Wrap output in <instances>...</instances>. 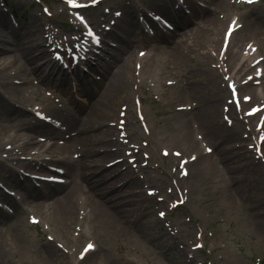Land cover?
<instances>
[{"label": "bare ground", "instance_id": "bare-ground-1", "mask_svg": "<svg viewBox=\"0 0 264 264\" xmlns=\"http://www.w3.org/2000/svg\"><path fill=\"white\" fill-rule=\"evenodd\" d=\"M110 1L100 0L93 4L91 0H76L74 4H68L65 10L67 18L65 29L68 30L65 47L57 45L51 38L52 34L61 35V33L51 25H44L39 28L35 16L24 25V31L22 35L20 34L23 40L24 33H28L30 42L26 44L17 40L11 42L6 36L0 39L2 40L0 42V54H3V56L0 55V88L5 92L12 90L18 95V98L14 97V100L7 101L0 94V134L13 133L12 142L9 143V146L0 143V152L3 151L5 154L0 165L8 173L5 176V178H9L8 182L10 180L15 188L24 191V197L18 202L16 199H10L13 196L7 191L2 193L0 190V198L4 196L2 201L12 206L11 214L15 212L14 216H16V221L10 224L5 232L10 233L16 248L25 250L27 241L16 228L19 223L17 206L25 211L27 210L23 206H30L33 213H43L47 204L50 217L53 219L54 225L58 227V231L62 232V238L68 241L71 238L81 248L80 250L68 248L50 237L49 243L39 251V257L45 264H69L68 257L75 258V264L78 258L80 259L78 264H96L99 260L108 257L104 249L94 248L96 242L90 229L105 228L109 233L120 235L127 230H134V227L141 223L142 219H144L142 222L144 225H140L135 230L153 231L156 225L150 219L146 221L143 214L146 209L143 207L145 201L142 198L141 200H139L140 198L135 199L136 197L129 199L130 196L128 198L124 196L126 193H123V187H128V184L130 187L136 185L137 181L132 179L129 183L117 188L114 180L119 175L114 178L109 175L99 176L101 172L96 171V158L100 155L96 145L108 140V137H104V135L114 134L116 129L124 133L128 132L127 129H129L130 124L125 116L127 112L121 116V111L111 113L98 110L95 105L90 108V119L86 122V126H83L69 123L64 113L55 111L53 115L58 117L64 127L59 130L47 123H41L39 118H25L28 116L27 111L19 107V105L29 101L27 93L29 89L16 87V84L35 87L38 85L37 80L45 84L54 83L60 89L75 90V96L93 72L100 73L102 78L104 77V82L107 80V75L113 71L115 65H118L117 60L110 64L109 61L101 57L83 59L85 57L81 58V52L83 49L86 50L83 46L86 38L82 30L86 26V19L94 13H99L103 18H107L110 13L106 15L104 7L112 3ZM148 1L152 8L150 10L148 8V12L168 18L174 23L173 32L170 36L159 35L150 38L148 41H136L134 43V45L141 44L138 45L141 50H149L148 54L140 57L139 80L134 79V83L137 81L136 85L146 87L155 95H161L159 88H162L166 91V97L169 93L174 96V101L167 100L163 103L165 107H168L164 111L159 110L158 105L154 104L155 101L149 102L153 105L154 111L152 127L161 130L165 139L169 140L171 137L175 138L177 142H189L191 138H194L196 132L202 134L203 129L209 127H220L221 129L223 124L231 127L245 126L246 124L255 126L256 124L264 129V90L256 88L258 86L257 81L264 83V70L262 74L260 70L261 66L264 65L262 64L264 58H262L263 54L261 53L264 50V45H259L260 37L264 36V13L246 10L239 21L236 22L232 19L224 26L219 19L214 17L216 12L225 10L227 5L230 7L252 6L251 8H256L258 5L264 6V0H258L257 3L246 0L243 5H239L237 0H200L199 2L206 1L212 9L210 18L205 20V28L213 35L208 44L200 45V49L195 44L197 38L194 35L195 28L190 27L193 20L198 18L200 7L194 8V12L189 9L190 15H194L191 17L187 14L188 8L184 7L186 0ZM155 1L158 3L154 5ZM197 4L200 6V3ZM148 12L143 13V20L139 23L140 28L143 30L142 25L148 24L149 27L160 31L161 26L155 22L157 19ZM8 17V13L1 9L0 24L7 25V28H9V24L6 21L10 20ZM135 19L129 15L126 24L121 25L119 29L131 34L128 26L134 24ZM169 24L171 23L169 22ZM101 27V24L95 25L94 31L99 32ZM87 29L91 31L89 27ZM89 36L93 41V35L89 34ZM120 38L125 40L119 33L110 40ZM6 43H10V45H5ZM192 47L196 49L193 50ZM202 49L204 52L206 51L202 54L204 66L215 71H220V67H222L221 74L226 79V83L214 85L213 75H211V79L209 78L210 81L208 79L207 82H203L201 70L193 65L197 56H192L195 52L200 53ZM53 53L59 55V58L49 57ZM157 53L163 57L155 58ZM113 56L117 59L116 54ZM4 57H7L8 61H3ZM61 57L64 58V61ZM78 57L83 59L81 63H79L80 60H75L79 59ZM123 57V54L120 55L118 61ZM132 65L137 70L139 69L136 60L127 59L124 65L114 71L111 85L116 87L117 92L121 91L122 86L131 80L130 69ZM167 79H172L173 82H168ZM83 97L89 101L95 95L85 91ZM143 101L147 103L146 98H143ZM17 104L18 106H16ZM132 112L137 118L134 122L136 121L141 125L147 123L148 119L144 116L142 109L135 110L133 108ZM167 116L169 118L168 124H166ZM119 119L120 121L125 120L124 125L117 124L116 129L113 130L109 126L108 120ZM175 120L177 121L170 128V122ZM90 132H96L95 136H89ZM213 134L216 133H211L208 129V135ZM43 138L51 141L49 148H46V145L40 146L44 143ZM226 141L227 139L224 137L222 146L218 147L216 152L220 170L223 173L221 180H219V187L222 188L221 185L223 184L226 199L241 202L244 201L245 197L242 181L246 182V175H243V170L239 173V169L233 167L231 151L225 146ZM119 143L124 147L119 151L125 156L123 158L129 167L128 169L133 170L136 167L144 172L145 167L141 162L139 153L141 148L135 145H127L126 137L118 140L117 144ZM256 147L259 146L256 145ZM237 148H240L241 152L247 151L242 144L238 145ZM263 148L264 146L261 145L257 152H261ZM36 150L41 152L39 153L40 156L42 154L51 155L49 157L51 161L61 162L67 167L63 173L66 180L63 181L67 184V179H70V182L67 186L62 187L60 194H57L54 189L44 190L40 188L39 191L37 182L45 183L41 182V179L35 181L26 174L19 176V174L9 173L10 167L7 164L15 165L22 155H34ZM64 152L68 155L62 159L59 156ZM175 152L176 156L180 158L181 152L176 150ZM108 155H111V152L108 151L99 157L105 158ZM79 156H83L85 160H77L76 157ZM200 156V158L206 157L203 156V153ZM148 159L149 157L146 158V160ZM193 161L196 162L197 157ZM40 163L41 161L36 158L31 159L28 168L31 170L40 169ZM250 166L249 163L248 167L250 168ZM88 170L92 171L89 172ZM202 170L203 165L198 172ZM184 176L190 178L188 171ZM162 182L160 179L158 184L150 187L151 196L153 198L162 196L161 200L169 201L172 199L171 193L168 190H161L160 184H163ZM37 197L50 198L51 201L49 203L36 202ZM261 204L263 203L256 202L255 208H259ZM255 214L256 216L260 215L259 221L264 223V207L258 209ZM5 220L0 215V223L5 222ZM64 229L70 230L69 236L65 234ZM44 235L45 231L42 232L43 238ZM159 245L163 246L161 243ZM122 260L125 263L128 262L125 258Z\"/></svg>", "mask_w": 264, "mask_h": 264}, {"label": "rangeland", "instance_id": "rangeland-1", "mask_svg": "<svg viewBox=\"0 0 264 264\" xmlns=\"http://www.w3.org/2000/svg\"><path fill=\"white\" fill-rule=\"evenodd\" d=\"M67 1L69 2V0ZM91 1L97 3L98 0ZM245 1L237 0L241 5ZM255 1L258 2L257 0ZM6 2L5 8L4 6L2 7V1L0 0V8L8 13L12 22L10 20L6 21L9 24V28L6 27L7 25L0 24V39L6 36L11 42L16 40L25 44L30 42L28 33H24L23 40L21 35L24 31V25L35 16L39 28L44 25H51L61 33V35H58V33L51 35L53 42L59 46H66L65 38L68 30L65 29L67 27L65 14L67 2L65 0H6ZM110 2L112 3L104 7L105 10H109L111 16L124 17L123 26L128 21L129 15L136 19L134 24L132 23L128 26L131 34L123 32L122 29L118 30V33L125 40L122 38L112 40L111 45L113 47L109 46L103 56L110 64H113L116 60L118 64L107 75L105 82L104 77L102 78L100 73L93 72L91 77L84 82L83 88L80 87V91H77L75 96V90L60 89L54 83L45 84L37 80L38 85L35 87L16 84V87L29 89V92L26 91L29 101L24 102L19 107L23 109H26V107L37 108V111L43 114L47 121L50 122L51 120L55 124L57 123L56 128L59 130L64 127L58 117L53 115L55 111L64 113L69 123L83 126H86V122L90 119V108L95 105L98 110L111 113L121 111V116L127 112L125 116L130 124L127 133L116 129L117 124L119 125L120 122L124 123L125 120H108L109 126L113 130L116 129V131L114 134L104 135V137H108V140L96 145V149L99 150L100 155L108 153V151L111 152V155L105 158L99 157V155L96 158V171L101 172L99 176L109 175L114 178L119 175L114 180L117 188L121 185L124 186L132 179L137 181L136 185L130 187L128 184V187H123V193H126L124 196H127V198L130 196L129 199L136 197L135 199L140 198L139 200H141L142 198L145 201L143 207H146V209L143 214L146 217V221L150 219L156 225L153 231L135 230L140 225H144L142 223L144 219H142V224L139 223L134 227V230H127L120 235L109 233L105 228L90 229L96 242L94 248L104 249L105 253L108 254V257L103 259L104 261L99 260L96 264H264V223L259 221L260 215L256 216L255 214L258 209L264 207V148L261 149V152H257L261 145L264 146V129L256 124L255 126L246 124L245 126L232 127L223 124L221 129L220 127H209L204 128L202 134L196 132L194 138H191L189 142H177L175 138L171 137L169 140L165 139L161 130L152 127L154 111L153 105L149 102L155 101L154 104L158 105L159 110L164 111L168 107H165L163 103L167 100L174 101L173 94L169 93L166 97V91L159 88L161 95H155L146 87L136 85L137 81L135 83L133 81L134 79L139 80L138 75L141 71V68H139L140 57L145 56L149 52L148 49H139L138 43L134 45L136 41L143 42L150 39L140 28L138 17H143L144 12L146 13L152 9L150 7L151 3L148 0H111ZM157 3L155 1L153 4ZM200 4L198 18L193 20L190 25V27L195 28L194 35L195 38L197 37L195 44L199 49L201 44H208L213 38L212 33L205 28V20L210 18L212 9L206 1L200 2ZM251 7H230L227 5L225 10L216 12L214 17L219 19L224 26L233 18L239 21L246 10L264 13V6ZM140 8H143V11H140ZM102 20L101 14L94 13L90 18L86 19V22L90 28H94L95 25H107L109 23L108 18H105L104 21ZM83 28V32H85L86 26ZM102 37L105 38V35L102 34ZM262 41H264V36L260 37V46L261 44L264 45ZM5 45H10V43ZM195 49L193 48V50ZM203 52L202 49L200 53L195 52L192 54L194 57L197 56V60L193 65H196L201 70L200 74L203 82H207L213 75L214 85L218 86L221 83H226V79L221 74L223 71L222 67H220V71H215L204 66ZM261 53L263 54L262 58H264V50ZM114 54H116L117 59L113 58ZM122 54L124 57L118 61ZM0 55L3 56V54ZM159 57L163 56L157 53L155 58ZM127 59L136 60L139 69L137 70L132 65L130 69L131 80L125 86H122L121 91L117 92L116 87L111 85L114 78L113 73L118 67L124 65ZM2 60L8 61L7 57ZM42 62H45V60H42ZM197 64L200 65L197 66ZM262 64H264V61ZM260 69L262 74L264 65ZM167 80L168 82H173L172 79ZM257 82L258 86L256 88L264 90V83H261V81ZM85 91L93 93L95 97H91V100L87 101L83 97ZM5 94L9 98H18L17 93L12 90L5 92ZM143 98L147 99V103L143 101ZM133 108L135 110H143L144 116L148 119L146 124L141 125L136 121L134 122L137 118L132 112ZM25 118L34 119L29 114ZM166 120V124H168V116ZM176 121L170 122V128ZM208 129L211 133L215 132L216 134L208 135ZM95 134L96 132H90L89 136L94 137ZM12 135V132L0 134V143L2 142L9 146V143L12 142ZM124 137L127 139V145H135L141 148L139 153L141 162L145 167L144 172L136 167L133 170L128 169L129 167L124 161L125 156L119 151V149L124 147L121 143L117 144L118 140ZM224 137L227 139L225 146L231 151V154H229L232 157L233 167H237L239 173L243 170V175H246V182L242 181L245 197L244 201L241 202L226 199L223 184L221 185L222 188L219 187V180H221L223 173L220 170L216 152L218 147L222 146ZM43 140L44 143L40 146L46 145V148H49L51 141L46 138H43ZM241 144L246 147L245 150L247 151L241 152L240 148H237ZM256 145L259 147L257 148ZM116 150L117 152H115ZM175 150L181 152L180 158L176 156ZM39 153L41 152L36 150L34 155H22L21 159L15 164L16 168H19L20 171L22 170L28 176H33L31 178L35 179V181L38 179L54 180L50 181L49 184L37 182L39 185L37 188L39 191L40 188L44 190L54 189L57 194H60L62 187L67 186L70 179H67L66 184L63 181L64 179L66 180V176L62 172L58 174L54 170L66 171L67 167L61 162L51 161L49 159L51 155L42 154L40 156ZM201 153L207 158H200ZM67 155L64 152L59 157L65 159ZM147 157H149L148 160H146ZM196 157L197 161L194 162L193 160ZM30 158H36L41 161V168L33 170L28 168L31 161ZM76 159L85 160L83 156L76 157ZM192 163L194 164L192 165ZM249 163L251 164L250 168L248 167ZM202 165L203 170L198 172ZM7 168L9 169V167ZM197 168L199 169L197 170ZM0 170L2 175L4 173L5 175L8 174L2 167H0ZM88 171L91 172L92 170ZM187 171L190 174V178L184 176ZM160 179L163 181V184H160L161 190H168L171 193L172 199H169V201L164 202L161 200L162 196L157 198L151 196L152 190L150 187L158 184ZM5 191L13 196L10 199H16L18 202L24 197V191L15 188L10 180L5 187ZM3 197L0 198V215L6 220L0 223V264H45L39 257V251L49 243L50 237L68 248L81 249L71 238L69 241L62 238V232L58 231V227L54 225L53 219L50 217L47 204L43 213H33L30 206H23L27 211L17 206L19 212L17 220H19V223L16 228L27 241V246L25 250L16 248L10 233L5 232L8 226L16 221L15 212L11 214L12 206L4 203L2 201ZM35 201L49 203L51 200L50 198L37 197ZM256 202L263 204L259 205V208H255ZM13 217L15 219H12ZM43 231H45L44 238L42 237ZM64 232L69 236L70 230L64 229ZM159 243L163 244V246H158ZM122 258H125L128 262L125 263ZM74 259L68 257L67 261L69 264H75L76 261ZM79 262L80 260L78 259L76 264Z\"/></svg>", "mask_w": 264, "mask_h": 264}, {"label": "snow or ice", "instance_id": "snow-or-ice-1", "mask_svg": "<svg viewBox=\"0 0 264 264\" xmlns=\"http://www.w3.org/2000/svg\"><path fill=\"white\" fill-rule=\"evenodd\" d=\"M69 2L71 3V2H73V0H69ZM161 215H163V213H161Z\"/></svg>", "mask_w": 264, "mask_h": 264}]
</instances>
